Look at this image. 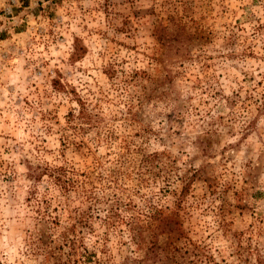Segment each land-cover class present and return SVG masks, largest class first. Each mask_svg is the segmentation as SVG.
Listing matches in <instances>:
<instances>
[{
  "label": "clouds",
  "instance_id": "9594fccd",
  "mask_svg": "<svg viewBox=\"0 0 264 264\" xmlns=\"http://www.w3.org/2000/svg\"><path fill=\"white\" fill-rule=\"evenodd\" d=\"M0 264H264V0H0Z\"/></svg>",
  "mask_w": 264,
  "mask_h": 264
},
{
  "label": "rangeland",
  "instance_id": "374dc122",
  "mask_svg": "<svg viewBox=\"0 0 264 264\" xmlns=\"http://www.w3.org/2000/svg\"><path fill=\"white\" fill-rule=\"evenodd\" d=\"M25 6H26V0H25Z\"/></svg>",
  "mask_w": 264,
  "mask_h": 264
}]
</instances>
